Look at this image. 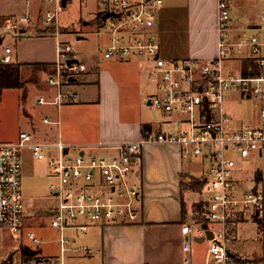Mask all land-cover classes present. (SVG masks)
Returning a JSON list of instances; mask_svg holds the SVG:
<instances>
[{"label":"built area","instance_id":"built-area-1","mask_svg":"<svg viewBox=\"0 0 264 264\" xmlns=\"http://www.w3.org/2000/svg\"><path fill=\"white\" fill-rule=\"evenodd\" d=\"M55 7L47 10L44 21L58 26L61 0H49ZM100 29L108 36L102 47L106 58L127 60L138 57L151 62L150 78L155 87L147 100L157 110L186 115V128L175 132H149L135 141L118 145L114 154L69 152L62 140L42 143L31 132L21 130L16 141L0 142V227L23 233L25 205L22 194L20 150L31 148L37 158H48L54 177L49 190L55 197L51 225L60 231L59 255L47 256L44 264H66L64 252L71 240L64 230L85 232L94 224H133L142 213V188L135 180L141 164L142 149L148 142H176L182 157L198 156L208 163L199 177L204 197L197 217L182 223L184 236L182 264H192V242L204 236L211 244L204 264H238L245 259L229 254L228 242L239 223L260 218L264 214V187L255 181L252 187L240 186V173L245 163L264 154V0L258 5L250 32L232 37L229 0H218L219 42L215 57L200 61L191 57L167 59L153 30L162 0H96ZM29 22L28 16L14 23ZM11 47H5L1 62L10 63ZM54 69L46 74V82L56 87L53 99L38 97L42 104H59L75 100L74 93L63 91L86 70L69 41H58ZM241 61L238 69H227L226 62ZM240 97L259 101L257 125L233 126L226 109L229 91ZM44 122L52 121L44 117ZM54 147L55 155L45 152ZM206 223L207 226L202 225ZM212 232L211 237L206 231ZM32 242L39 239L26 232ZM204 239V240H205ZM198 241V240H197ZM87 251L89 247H85Z\"/></svg>","mask_w":264,"mask_h":264},{"label":"crops","instance_id":"crops-1","mask_svg":"<svg viewBox=\"0 0 264 264\" xmlns=\"http://www.w3.org/2000/svg\"><path fill=\"white\" fill-rule=\"evenodd\" d=\"M262 1L229 0L232 37L238 38L250 32L248 27ZM71 2L60 1L59 17L68 13L67 7ZM77 3L81 5L78 19H66L62 24L58 17V26L55 27L44 21L46 11L55 7L54 2L0 0L1 24L7 26L9 21H13L11 24L14 26L21 17L28 16L30 19L29 22L20 21L12 34L6 32L5 27L6 30L0 28V60L5 55V47L10 46L12 61L22 65V75L25 72L23 79L26 83L32 82V89L37 87L41 91L39 97L53 99L56 94V87L43 78L54 69L58 41H70L66 38L73 36L77 41V55L87 65L75 81L61 88L74 93L75 100L46 103L52 107L47 109L48 114L42 120L47 117L52 122L45 123L54 125V128L49 127V138L54 139L52 142L58 139L64 141L71 153L114 154L120 143L139 140L149 132L183 131L187 126L186 115L157 110L147 100L154 93L150 78L151 62L138 57L127 60L104 57L102 47L107 45L108 36L104 34L101 37L98 32L101 21L97 15L96 0H77ZM217 3L218 0H162L153 27L162 55L167 59L191 57L200 61L215 57L219 49ZM7 35L10 42L2 48ZM240 63L239 60H230L225 65L227 69H238ZM123 93L127 94L128 100L134 101L130 107L149 110L152 107L153 112L150 110L149 115L145 113L136 119L123 117ZM255 101L257 110L244 119L242 116L236 118L226 108L233 126L259 123V101ZM50 141L42 143H52ZM253 160L245 163L240 173V183H246L248 179L261 183V169L258 166L253 169L250 165ZM192 162V158L182 157L181 145L176 142L145 143L135 178L142 188L140 221L133 224H94L85 232L77 231L80 242L77 239L76 242L81 246L75 248L74 238L72 249L84 250L80 264H182L185 254L182 249V223L197 217L201 200L194 198L190 184L193 185L194 180L199 182L204 171L202 160L200 169L195 168ZM251 167L253 170H248ZM198 189L201 190V186ZM255 231L257 240L261 232L264 236V214L257 221ZM249 232H253V227L247 224V220L239 223L234 237L229 240L230 252L245 257L241 243ZM251 243L253 249L255 243L251 240L248 245ZM259 244L262 245L256 246L257 250L252 253V259L256 261L264 256V240ZM85 247L90 250L87 251ZM44 257L47 256L39 257V261ZM204 258L205 254L204 257L202 254L201 263L193 262L192 244V264H204Z\"/></svg>","mask_w":264,"mask_h":264},{"label":"rangeland","instance_id":"rangeland-1","mask_svg":"<svg viewBox=\"0 0 264 264\" xmlns=\"http://www.w3.org/2000/svg\"><path fill=\"white\" fill-rule=\"evenodd\" d=\"M81 10L80 3L77 0H72L68 4V13L61 14L59 19L64 24L66 19L74 20L78 19L79 12ZM61 11H59V14ZM62 19V20H61ZM6 21H4L5 23ZM13 21H9L7 26L0 23V28L6 30V32L12 34L14 32V26L11 24ZM16 22V21H15ZM6 29H5V28ZM100 36H104V32L99 28ZM71 44L77 49V41L73 36H69ZM10 42V36H6L3 42L2 48L5 43ZM104 46V45H103ZM80 57V56H79ZM23 68V67H22ZM52 70H50L51 72ZM22 72V71H21ZM25 77L23 72L22 79ZM46 79V75L43 80ZM153 83V82H152ZM31 84V85H30ZM30 85V86H29ZM155 89V87H153ZM41 91L36 88L32 89V82L26 83L22 88L17 87H3L0 88V142H11L18 139L19 132L21 130L31 132L34 140L40 142H52L54 139L49 138V127L54 125L43 122L42 118L49 107L47 104L38 102V97ZM122 100V114L123 117H129L130 119H136L143 114L149 115L154 108L139 109L130 107L134 101L128 100L125 93ZM236 91H229L225 98V106L231 111L236 118L242 116L243 119L250 117L251 112L257 110V102L253 98L240 97ZM238 98V99H237ZM45 152H49L51 155L57 153V149L49 147L45 149ZM21 155V169H22V194L25 205V216L23 218V233H14L8 228L0 227V264H4V260H9L10 264H44L38 259L39 257L59 255V231L51 225V216L55 205V197L49 190V184L53 181L54 177L49 166L48 158L39 159L33 154L31 148L23 147L20 150ZM193 159V166L200 169V158L198 156H191L189 159ZM250 165L258 166L262 172V181L259 182V186L264 187V154L261 157L256 158ZM255 164V165H254ZM204 167L208 166L206 161L202 164ZM252 169L249 168L248 170ZM252 169V170H253ZM251 172V171H249ZM250 178V176L248 177ZM247 178V179H248ZM251 179V178H250ZM244 189L252 187V181L246 180V183H239ZM192 187V194L195 199L204 197V194L198 188L201 183L190 184ZM188 194V193H186ZM189 201V200H188ZM191 206V204H190ZM258 218L248 219L247 224L253 227V232H249L245 235L246 239H243L241 245L245 253V261L240 264H258L264 263V256L262 258L259 255L258 261L252 259V253L257 250L256 246H260V241L264 240L263 232H261L260 239L257 240L255 235V227ZM33 231L35 236L39 239L38 242H32L28 238L26 232ZM64 236L71 240V244L64 252V258L66 264H80L82 263L83 249L73 250V242L75 241V248L81 246L79 241L80 237H77V230L68 228L64 231ZM80 235V233L78 234ZM253 238L255 240H253ZM254 241L255 247L251 249V245H248L250 241ZM80 242V241H79ZM193 262L201 263L204 257V250L209 247L211 242L208 239L203 241L193 240ZM229 246V242L227 243ZM261 248V247H260ZM264 251V248H263ZM254 253V254H258Z\"/></svg>","mask_w":264,"mask_h":264},{"label":"trees","instance_id":"trees-1","mask_svg":"<svg viewBox=\"0 0 264 264\" xmlns=\"http://www.w3.org/2000/svg\"><path fill=\"white\" fill-rule=\"evenodd\" d=\"M21 68H22V65L17 62L12 61L10 63H4L0 61V88H3V87L22 88L25 84V80L22 79ZM194 183L197 184L199 182L194 180ZM200 209H201V204L199 202L198 212L200 211Z\"/></svg>","mask_w":264,"mask_h":264},{"label":"water","instance_id":"water-1","mask_svg":"<svg viewBox=\"0 0 264 264\" xmlns=\"http://www.w3.org/2000/svg\"><path fill=\"white\" fill-rule=\"evenodd\" d=\"M63 1L65 2L66 0H63ZM68 80H69L70 82H73V81H75V78H74L73 76H69V77H68ZM202 226H203V227H206L207 224L204 223ZM206 236H207V237H211V236H212V232H211L210 230H207V231H206ZM204 239H205L204 236H201V237H198V238H197L198 241H203ZM229 254H230V255H233V253L230 252V250H229ZM4 264H10V261H9L8 259H7V260H4Z\"/></svg>","mask_w":264,"mask_h":264}]
</instances>
